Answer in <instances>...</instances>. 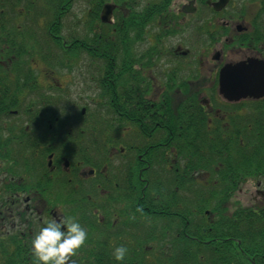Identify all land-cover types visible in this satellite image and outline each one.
Instances as JSON below:
<instances>
[{
    "label": "flooded vegetation",
    "instance_id": "af4514ba",
    "mask_svg": "<svg viewBox=\"0 0 264 264\" xmlns=\"http://www.w3.org/2000/svg\"><path fill=\"white\" fill-rule=\"evenodd\" d=\"M3 6L0 23L8 43L0 50L6 68L0 73L17 75L14 96L9 93L5 101L12 97L17 106L29 105L32 115L9 109L14 116H4L0 110L7 163L0 176V203L10 205L0 234L9 237L7 250L26 251L24 261L36 264L31 240L44 218L70 216L66 198L81 208L78 216L91 211L106 223L121 211L135 218L141 190L157 198L149 175L186 160V148L172 141L166 106H188L179 127L184 132L177 133L197 140L199 150L198 138L202 145L211 140L219 172L244 170L260 148L250 140L264 139V0H3ZM46 28L60 47L53 57L58 52L64 56L59 59L64 73L57 57L54 66H45L42 53H49L29 50ZM30 58L35 66L29 65ZM238 64L242 70L222 76L225 67ZM64 74H72L83 108L70 131L56 113L36 111L68 100ZM50 93L56 96L49 98ZM99 104L107 111L100 109L106 114L96 121L88 108ZM109 126L116 129L111 135L106 134ZM59 142L67 148L61 150ZM263 160L249 167L264 169ZM226 181L235 189L241 177L229 173L227 180L220 173L215 179L217 184ZM244 193L264 204V187L256 195Z\"/></svg>",
    "mask_w": 264,
    "mask_h": 264
},
{
    "label": "trees",
    "instance_id": "16d2710c",
    "mask_svg": "<svg viewBox=\"0 0 264 264\" xmlns=\"http://www.w3.org/2000/svg\"><path fill=\"white\" fill-rule=\"evenodd\" d=\"M5 70V66L0 64V72ZM15 76L17 75H13L11 78V74L0 73V110L1 113L4 112L2 114L4 116L10 114L9 109L17 106L12 97L8 102L5 101V96L9 93L14 96V91L11 88L13 89V84L16 81ZM183 97L184 94L178 95L177 99ZM187 107L183 105L180 107L166 106V111H164V113L167 112L168 115H171L172 141L174 143L179 141V147L182 143V147L189 149H185L186 160H189L187 167L184 169L183 163L179 159L172 163L171 169L154 172V180L147 178L151 193H156L157 198L147 197L148 191L146 192V190L148 189L141 190L140 207L134 209V211L138 210L135 211L133 220V226L139 228L138 232L124 234L125 232L120 230H113L105 235L86 240L88 243H93L94 246L91 250L84 247L78 249L76 254L71 257V259H76L75 264H80L79 261L88 259H100L99 264H118L111 255L113 247L117 244H126L129 249L125 257V264H133L134 262H138V264H177L176 261L179 259L180 264H264V205L231 208L226 202H220L216 208L213 205L215 215H204V210L207 205H210V202L201 197L199 191L202 190V187H199L197 181L201 179L200 173L206 172L209 182L206 190L215 191L213 178L217 170L211 164L214 162V159L210 160L212 151L205 152L197 148L194 151L191 149V143L194 140L193 143L198 146L197 140L184 136L179 137L184 132V128L179 129V127L181 117L185 114ZM145 108L147 111L150 109L146 106ZM159 108L156 107L157 113ZM133 113L137 114V111L134 109ZM187 114L191 113L188 112ZM193 114H198L195 108ZM198 143L200 146L203 144L199 138ZM249 166L245 162L244 170L231 172L223 170L221 171L222 176L228 178L229 173H235L239 177V173H241L246 178H253L252 180L255 181L257 174L263 170ZM190 172L195 173L194 177L186 175H190ZM141 188H143L142 184ZM235 190L236 187L234 189L230 186L221 189L222 200H225L226 197L225 201H228L232 194L227 197L225 193ZM192 192L194 195L190 197ZM125 214L126 212H119V222L117 225L112 223L110 227L120 229ZM216 214L219 215L215 218ZM200 215H203L207 221H202L201 218L194 219ZM126 217L130 219L131 215L127 214ZM169 218L171 224L168 223ZM152 227H155L157 233L154 238L151 237ZM169 227L176 231L169 234L170 236L173 233L171 247L184 246L183 254L180 257L175 250L167 253L164 248L168 244L165 237ZM146 235L150 236L147 241L144 239ZM0 239L4 240L5 238L0 237ZM154 240H159L163 244L154 250H150L152 248L150 243L153 242L154 244ZM149 245L150 249H147L146 246ZM20 251L16 250L14 253H20ZM152 251L154 252L152 253ZM0 252L3 253L1 250ZM218 252H220L219 256ZM5 253L6 257L3 256L4 260L1 259L0 264H7L12 251L6 250ZM103 260L107 263L102 262ZM15 264L32 263L20 258L15 261Z\"/></svg>",
    "mask_w": 264,
    "mask_h": 264
},
{
    "label": "clouds",
    "instance_id": "9594fccd",
    "mask_svg": "<svg viewBox=\"0 0 264 264\" xmlns=\"http://www.w3.org/2000/svg\"><path fill=\"white\" fill-rule=\"evenodd\" d=\"M88 239L87 230L72 216L58 214L48 220L31 240V251L36 264H75L71 259ZM126 244H117L112 249V258L123 261L128 254Z\"/></svg>",
    "mask_w": 264,
    "mask_h": 264
},
{
    "label": "rangeland",
    "instance_id": "374dc122",
    "mask_svg": "<svg viewBox=\"0 0 264 264\" xmlns=\"http://www.w3.org/2000/svg\"><path fill=\"white\" fill-rule=\"evenodd\" d=\"M57 50H59V49H56V48H53V47H49V53H50V56H51V58L53 59V60H55V58L57 57L58 58V61H57V66L60 68V63H59V59H63L64 58V56L62 55V53L61 52H58V53H56V57H53V53L55 52V51H57ZM84 65V64H83ZM60 70H61V72L62 73H64L65 72V70H62L61 68H60ZM63 80H64V82H68V84L67 85H69L70 86V90L68 91V92H70L71 93V96L69 97V95L67 94V101H64V102H62V103H60V104H54V105H52V108H53V110L56 112V114H58V115H60L62 118H63V121H64V124H65V126H66V130L67 131H70L71 129H73V128H75L76 127V124H75V122H74V118H77V117H81L80 116V114H78L77 113V110L79 111L81 108H82V106H80V108H78L79 107V105H80V102H79V100H78V98L76 97V95H75V91H74V88H73V83H74V78H73V76H72V74L71 75H69V76H67V75H65L64 74V77H63ZM95 81H96V85H97V80L95 79ZM50 95L51 96H49V98H53V97H55L56 95L55 94H53V93H50ZM105 109L106 111H107V109L104 107V106H102V105H97V107H96V109H95V111H94V114H89L88 116H91L92 118H93V120H96V121H100L101 119H102V115L105 113L106 114V112H104L103 110H100V109ZM92 109H90V111H91ZM93 111V110H92ZM62 124L59 122V124L57 125V127H60ZM81 127L83 128V126H82V124H81ZM115 128L113 127V126H109V128H108V131L106 130V134H108V135H111V133L112 132H115ZM91 142H88V144H90ZM213 145V142L211 141V140H209V141H206L205 142V147L206 148H209L210 146H212ZM67 144L65 145L63 142H59L58 143V147L61 149V150H63V149H66L67 148ZM203 146V145H202ZM99 150V149H98ZM30 163H34V162H30ZM159 170H157L156 172H158ZM149 177L152 179V180H154V177H152V175L150 174L149 175ZM259 179H261V178H258V180ZM262 180V179H261ZM262 183H264V182H262ZM198 185H200V186H204V185H201V184H198ZM249 190V193L251 192L252 194H254L255 195V189H257V186H256V184H251L250 182H248L246 185H243L242 186V190ZM244 193V192H243ZM243 193L242 192H240V190L238 189L237 190V202H238V205L240 204V205H246V204H248V203H250V200H251V197H246V195L244 196L243 195ZM194 195V193L192 192V195L190 196V197H192ZM253 198V197H252ZM65 200H67V204L65 205V208H66V210L67 211H69V215L71 216V212L72 213H74L73 211H72V207L74 206V203L73 202H71L69 199H65ZM259 201V200H258ZM75 214V213H74ZM46 219L47 218H44V221H46ZM156 235V234H155ZM150 236H148V235H146L145 237H144V239L147 241L148 240V238H149ZM171 237H173V236H171ZM170 237V238H171ZM154 238V237H153ZM159 239V238H158ZM155 241V243H156V245H152V246H154V248H158L159 246H161L162 244H163V242H159V240H154ZM153 243V242H152ZM183 248H184V246L183 245H180V246H176V248L174 247V250L176 251V254L180 257L182 254H183ZM6 253L5 252H3V253H1L0 252V262H1V259L2 260H4V257H6V255H5ZM4 256V257H3ZM22 257V255H18L17 253H14V252H12V254H11V256L9 257V259L7 260V264H15V261H16V259H18V258H21Z\"/></svg>",
    "mask_w": 264,
    "mask_h": 264
}]
</instances>
